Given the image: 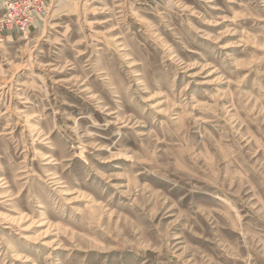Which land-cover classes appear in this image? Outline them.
Returning <instances> with one entry per match:
<instances>
[{"label":"rangeland","instance_id":"1","mask_svg":"<svg viewBox=\"0 0 264 264\" xmlns=\"http://www.w3.org/2000/svg\"><path fill=\"white\" fill-rule=\"evenodd\" d=\"M43 1L0 37V264H264V0Z\"/></svg>","mask_w":264,"mask_h":264},{"label":"built area","instance_id":"2","mask_svg":"<svg viewBox=\"0 0 264 264\" xmlns=\"http://www.w3.org/2000/svg\"><path fill=\"white\" fill-rule=\"evenodd\" d=\"M44 15L43 0H7L0 14V37L6 31L26 34Z\"/></svg>","mask_w":264,"mask_h":264},{"label":"crops","instance_id":"3","mask_svg":"<svg viewBox=\"0 0 264 264\" xmlns=\"http://www.w3.org/2000/svg\"><path fill=\"white\" fill-rule=\"evenodd\" d=\"M7 0H0V10L2 9L4 3L6 2Z\"/></svg>","mask_w":264,"mask_h":264}]
</instances>
